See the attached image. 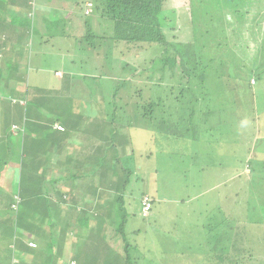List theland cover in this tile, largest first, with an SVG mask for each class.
Masks as SVG:
<instances>
[{"label":"trees","instance_id":"trees-1","mask_svg":"<svg viewBox=\"0 0 264 264\" xmlns=\"http://www.w3.org/2000/svg\"><path fill=\"white\" fill-rule=\"evenodd\" d=\"M7 1L18 3L17 0H0V5L8 6ZM86 1L93 4L90 15L83 13ZM165 1L82 0L80 3V16L87 18L95 13L110 20L109 34L93 31L90 20L84 21L83 38L99 47L111 42L108 49L112 54L115 53L112 56L117 59L113 65L104 60L103 66L107 70H104L105 73L101 72L102 77L110 79L111 73L117 70V64L125 53L149 50L152 56L131 79L111 77L115 87L111 90L110 100L104 103L106 100L102 97L103 114L100 125L98 124L100 139L104 136L106 138L99 146H94V152L99 151L98 158L103 152L110 155L109 170L83 168L90 172L87 173L88 179L94 174L100 176V179L96 180L94 177L89 182L85 176L84 184H89L82 189L74 183L75 180L71 185H67L68 190L64 189L57 184L62 177L54 182L52 176L47 185L48 196L54 201L58 198L59 202L56 201L55 204L60 209L53 213V216L37 204L36 197L42 192L35 193L31 188L25 187L26 178L29 182H32L33 178L40 181L45 179L43 175L46 173L39 171L37 163H33L31 157L39 156L37 148L50 151L70 138L69 130L56 132L52 128L55 121L60 120L67 128L76 130L85 128L84 124L87 123L70 108L58 112L59 107H66L64 104L71 102V99L66 100L70 95L65 97L62 91H45L47 93L43 94L46 96L42 95L43 100H34L32 96L36 88L29 86L25 62L24 73L19 72L21 63L16 62L12 67L9 64V68L15 73V78L10 73L9 78L24 83L23 89L14 87L9 89V94L11 97L23 95L25 105L18 107L24 112V116L21 120H15L19 124L17 133L12 135L6 131L8 136L6 132H2L3 135L0 136V154L6 156L2 162L0 160V167L3 168L12 161L19 164L20 169L19 177H13L16 188L4 187L0 192V241H4L8 253L13 251L16 256L20 253L19 258H23L30 251L36 257L40 255L45 262L55 261L57 264L61 261L59 264H66L65 251L59 247V241L75 236L81 243L79 248L82 247V242L84 243L80 249L81 258L77 252L71 255L77 264H144L145 258L139 257V247L134 244L138 232H134L130 239L131 232L125 228L128 212L124 205L123 193L131 186V181L135 180L133 174L136 164L133 150L129 151L130 144L127 140L131 139L119 138L125 131L124 128L131 131L144 129L150 134V155L153 152H168L166 148L172 146L174 151H179L184 156L181 162L187 163L200 160L203 152L198 151L199 145H207L231 136L225 128L229 129L233 121L239 128L235 130L231 141L233 144L238 142L234 145L242 158L246 151L242 149L243 146L247 143L250 145L259 138L260 144L263 142L264 86L261 82L264 81V0H186L192 22V39L176 45L169 41L165 23L161 21ZM22 2L24 3L21 4ZM28 3L29 0H21L13 12V18L25 20V16H19L18 13L28 8L30 10L27 11L34 15L36 11ZM226 9H230L231 13L226 12ZM2 14L4 16L3 12ZM68 22L65 21V24ZM69 24L72 26L73 22ZM28 27L30 28V25ZM72 29L69 32L63 29L61 37L76 40L75 29ZM68 47L70 45L65 46L67 51ZM25 54L28 55V51ZM109 54L104 58H108ZM101 57V54H98V60L104 59ZM31 63L28 62V65L32 67ZM99 68L101 69V66ZM95 70L100 72L96 67ZM93 74L86 77L95 81L97 76ZM133 77L143 79L140 84H135ZM254 78L258 83L256 86L250 82ZM122 86L136 87L138 90L130 92L127 101L118 102L116 97ZM33 110L35 112L31 116ZM46 110L54 111L56 117L49 119L45 116ZM121 123L124 128L119 126ZM55 133L59 136L56 137ZM105 142L107 147L103 144ZM196 147L197 151H193ZM253 162L248 157L246 164L242 161L239 163L241 168L235 167L236 178L231 185L226 182L219 188V198L209 194L210 198L207 200H196L198 210L195 211V207L192 212L198 213L200 219L193 222L197 223L193 229L208 227V237L202 240L208 241L210 246L207 245L209 247L205 250V246L200 247L198 250L202 254L195 255L198 257L190 264H264V160L261 161V169L256 171L259 173L256 179ZM197 166L198 164H191L190 169L196 174L205 170ZM244 166H251L252 181L242 174ZM71 169L68 176L76 179ZM182 174L190 175L189 168L186 172L182 171ZM237 179L239 184L236 183ZM226 186L233 188L234 197L230 196L233 191L222 194ZM71 187L79 192L80 197H75L77 194L70 192L73 190ZM99 189L102 191L98 192ZM141 193L142 200L144 196L149 197L152 209L155 198L149 196L146 191L142 190ZM32 194L37 196L28 200ZM242 194H248L245 209L241 207ZM66 197L69 198L67 204H72V207H68V213L60 207ZM88 198H92L90 203L83 200V205L79 206L81 199ZM229 201L231 202L227 203ZM237 207L243 210L238 215H233ZM243 215L245 218L241 221ZM93 217L96 224L92 226L90 222ZM87 229L89 232L86 237ZM33 231L40 236L38 239L27 235ZM231 233L234 236L232 244L229 242ZM113 236L121 238L123 252L118 251L111 240L109 241ZM237 240L240 243L236 245ZM176 243H179V239ZM180 252L190 254L193 251H189L188 246H185L180 248ZM5 259L0 253V264L11 263L10 260L4 262Z\"/></svg>","mask_w":264,"mask_h":264},{"label":"rangeland","instance_id":"rangeland-1","mask_svg":"<svg viewBox=\"0 0 264 264\" xmlns=\"http://www.w3.org/2000/svg\"><path fill=\"white\" fill-rule=\"evenodd\" d=\"M80 3H82V0H29L28 4L32 5V9L35 7L36 14H34V16L33 13H31L25 16L24 19L26 23L31 26V30L28 34L30 36L29 38H31L30 42L33 47L32 49L28 50L29 54L27 57L25 56L23 58H18L19 64L21 63L19 72H23V64L25 62V67L28 70L27 78L28 83L30 84L29 86L33 87L34 89L38 88L41 90L43 89L41 86H50L54 84L51 82L54 79L53 75L55 69L64 71L65 77L63 80L66 82V87H70L67 89V91L70 92V99L72 103L69 101L68 104H64L66 107H59L58 112L61 110L64 111L66 108H70L73 112L77 113V115L81 116V118L84 119L83 122H86L90 128L87 132V136L84 137L92 139L94 144L99 146L100 142L106 138L104 136L103 139H100L101 131L98 130V124L100 125L103 114L101 103L104 101L102 102V97L104 100H106L104 103L110 100L111 90H113L115 87L111 81L113 80L112 78L118 77L117 79H131L134 73L136 74L139 69L143 68L145 63L149 62L152 52L149 50H140L133 51L131 53H125L117 64V70L113 71L111 75L109 74L110 79L102 77L103 75L101 72L107 70L103 64L106 61H110L113 65L117 59L112 56L115 53L112 54V52L108 49L110 46L109 43L111 42H106V45L99 47L95 43H88L89 41L83 38L84 32L81 33L83 28L81 27L79 20H82L84 17L80 16ZM164 6V14L161 16V21L165 23L164 27L166 28L169 41L173 42L175 45L178 43L189 42L192 39V22L186 0H166ZM226 12L231 13V10L226 9ZM20 14L22 13L20 12ZM85 19H90V27L93 31L103 32L105 34L110 33V20L107 18L100 17L99 14L93 13L92 16H89ZM65 21L69 22L65 24ZM70 22H73L72 26H70ZM236 25H238L237 22ZM72 28L75 29L74 33L77 37L76 40H70L69 37L66 39L61 37L64 31L63 29L69 32ZM11 29L17 34L19 32L26 33V28L20 25L18 26L17 23L12 25ZM67 45H70V47H68V51L65 48ZM16 48H14V50ZM60 50L62 51L58 52ZM107 53H110L111 55L109 54V57L105 59L104 57ZM98 54H101L104 59L98 60ZM38 59L39 62L36 61ZM0 61L2 63V56H0ZM28 62H32L31 65L33 66H29ZM36 64L42 65V67L36 68ZM93 65L98 68L100 72H96ZM100 66L101 69L99 68ZM42 69H45V76L39 77L43 73ZM78 71H82V73ZM92 73H94V76H97L95 81H93L94 79L90 80L89 77H86ZM142 79L143 78L141 77H133V82L135 84H140L139 82ZM15 82L18 81L15 80ZM250 82L253 86L258 84L255 78L251 79ZM19 83H21L19 84L20 88L22 87L21 89H23L24 83L21 81H19ZM261 83L262 86H264V81ZM60 84L61 81H55V85L53 86L59 89L61 88ZM135 89L138 90L136 87L130 88L129 86H122V88L118 91L116 101H127V97H129L130 92L132 93V91ZM10 101L14 102L12 99H10ZM0 106L2 107L0 113V133L10 131L12 135H14L13 133L16 134V129L12 126V124L11 127H9V120L11 119L10 115L12 112L11 106L6 102H2ZM16 110L21 120V118L24 116V112L19 108ZM249 115L250 113L248 116ZM45 116H48L49 119H54L56 117V113L51 110H46ZM13 125H16L19 128L18 124ZM119 126H123L124 128L123 123H121ZM238 128L239 126L237 123L233 121V123L229 125V129L228 127L225 128L227 133L229 135L231 134V136H228L221 141H213L207 145H199L198 151H202L203 154L200 160L198 159L193 163L190 161H188V163L185 161L181 162V159L184 156H182L179 151H174V147L172 146H168V148H166L168 152H164L163 154L153 152V154L150 155V143L148 141L150 138H152L150 137V134H148V132L144 129L131 131V129L124 128L125 131L119 138L125 140L129 138L131 139L127 141H129L128 144H130L129 151L133 150L134 164H136V170L133 174L135 180L131 181V186L123 193L125 199L124 205L128 212V219L125 223V228L131 232L130 239L133 236L132 234H135L134 232H138V234L136 233L137 235H135L134 244L139 247V250H137V253L140 254L139 257L145 258L144 264H190L191 262L195 261L193 259L198 257L195 255L202 254L198 250L200 247L205 246L203 248L205 250L206 247L210 246L208 241L202 240L208 237V227H195L196 229H193V227L197 224H194L193 222L199 221L200 219L198 213L192 212V208L197 206L196 200L199 198H204L207 200L210 198L209 194L219 198L221 195L219 188H221L226 182L228 185L233 183V179L236 178L234 175H236L237 168L235 167L238 166L241 168L239 165L241 161L246 164L248 157H250L254 161L253 167L256 173L258 169H261V161L264 160V140L260 144L261 138L252 142V144H250L251 146L247 143L242 147V149H246V151H244L243 158L242 155L237 153L236 146L234 144H237L238 142L236 141L237 143L233 144L231 138L234 136L235 130ZM8 135L9 134H7V136ZM4 140H6V138H4ZM107 142L103 143L106 147ZM78 146L75 150L79 148ZM86 149L90 148L85 146L83 150L80 149L81 152H79L77 155H87L90 162L89 164L94 167L96 171H100V169L109 170L108 163L110 164L109 161L111 158L108 156L110 155H106V153L104 154L103 152L98 158L99 151L86 152ZM182 150L188 151L185 149ZM46 151L42 153L43 156L41 158L47 160L53 159L54 162L56 158L61 159V154L59 155L56 152L52 153L49 151V149ZM193 151H197V147ZM67 155V152L64 153V155L62 154L63 157H67ZM5 157V154H0L1 162ZM32 158L33 163L38 164L40 155L38 157H31V159ZM44 163L46 168L42 170L43 173H47L51 170L53 172L55 171L50 167L48 168V161H45ZM191 164H198L197 167H203L205 170L199 174H196L194 170L190 169ZM15 166H17V169L13 175L11 172H13ZM188 168L190 170V175H183L182 171L186 172ZM57 170L60 171L59 168H57ZM62 171H64L62 173L64 176L62 177H67L69 170ZM77 171L78 179L75 180L76 182H72L80 185L81 189L89 184L91 178L95 177L96 180L100 179V176L96 174L88 179L87 169L80 167L77 169ZM241 171L247 180H253L251 166H244ZM19 172V164L16 165L15 162L12 161H10L5 167H0V192L4 187L11 188L13 186L16 188L13 176H15V178L19 177ZM56 173L55 176L52 177L54 182L59 178L58 175H60L58 172ZM48 174L50 175L51 172ZM239 174H241V172ZM258 175L259 173H256L254 178L256 179ZM85 176L87 178L86 181H89L86 184H84V179H86L84 178ZM263 177L264 175H262V179ZM26 180L27 182L24 183L26 188H31V190H33L35 193L42 192L41 197L37 196L36 194H32L28 200H31L30 198L37 196V204L51 216H53V213L55 214L60 210L58 205L55 204L56 201L57 203L59 202L58 198H55L56 201H54L51 199V196H48L49 188L47 185H49L48 181L51 180L50 177L41 181L37 178H33L32 182H29L28 178H26ZM67 182L68 183L65 185H61V183L57 184L68 190L69 187L67 185H71L68 177ZM236 183L239 184L238 179ZM72 188L74 191L72 190L70 192L77 194L75 197H80V195H78L79 192L77 193L74 187H71V189ZM142 190L146 191L149 196L155 198L152 209H150L147 213H144L142 208ZM101 191L102 190L99 189L98 192ZM229 191H233V188L226 186L224 187L222 194L224 195L226 192L231 193ZM233 193L234 191L232 194H230L231 197H234ZM247 198L248 194H242L243 203L241 207L243 209H245V201ZM83 200H85L86 203H90L92 198L81 199L80 203H78L79 206L83 205ZM65 201L62 202L60 207H63L65 213H68V207H72V204H67L69 202L68 197L65 198ZM230 202L231 201L227 203ZM197 207L195 211L198 210ZM242 208H235V213H233V215H238L240 211L243 210ZM242 217L243 218L241 221H243L245 218L244 215ZM203 222L206 223L205 220ZM90 224L92 226L96 224L94 217ZM88 232L89 229L85 230L86 237ZM212 232L214 233V230H212ZM27 235L29 237L34 236L37 239L40 237L34 234V231L28 233ZM166 237H169L168 241ZM229 238L230 241H228L232 244L234 240L232 233L229 235ZM177 239H179V243H176ZM110 240L111 243L117 247L118 251L123 252V242L120 237L116 238L113 236L109 239V241ZM0 242V253L3 251L6 254L5 251H8V248L6 245H4V241ZM239 243L240 241L237 240L236 245ZM80 244L81 243H79L75 236L62 238L61 241H59V247L65 251V261H67L68 258L71 259V255L76 253V251L80 255V258L82 257L80 254V249L83 248L84 243L82 242V247L79 248ZM185 246H188L189 251L193 252L190 254H187L186 252L182 254L180 252V248H185Z\"/></svg>","mask_w":264,"mask_h":264},{"label":"crops","instance_id":"crops-1","mask_svg":"<svg viewBox=\"0 0 264 264\" xmlns=\"http://www.w3.org/2000/svg\"><path fill=\"white\" fill-rule=\"evenodd\" d=\"M20 1L21 0H17V2H18L17 4H19ZM7 2L9 3V5L6 6V7L4 5H0V13H1L0 14V56H2V63L0 61V67L2 66L1 67L2 68V72L0 71V101L2 100L3 102H6V103H8L11 106L12 112H11V115H10L11 119L9 121H10V125L11 124L13 125V124H18V122H15V120L20 118V116L16 112L17 111L16 109L19 106L25 105V104H23L25 102L23 100L24 99L23 95L20 96V94H19L18 97L17 96L16 97H13V96L11 97V95L9 94V89H13L14 87L20 88L19 84H21L19 82H15L14 79H10L9 78V73H10V75L13 78H15L14 70L11 67L13 66L14 63L18 62V58H23L25 56L27 57L28 55H26L25 53H27L28 50L32 49L33 45L30 42L31 38H29L30 36L28 34L30 32V30H31V26L29 28L28 24L26 23L25 20L15 19L12 16L14 10L17 8V4H14L16 1L15 2L7 1ZM23 3L24 2H22L21 4H23ZM4 9L6 11H3ZM27 10L24 9V10L19 11L18 15L19 16H27V15H29L30 12H28V14H27ZM2 12L4 13V16H3ZM20 12L22 14H20ZM35 13L36 12H34V14ZM85 20H86L85 16H84V18L82 20H79L80 21V25L83 28V30H81V33L85 32V23H84ZM88 20H90V19H88ZM15 23H17L18 26L20 25V26L26 28V30H25L26 33H24V32L20 33L19 32L17 34L16 32H13L12 29H11V26L15 25ZM28 41H29V43H28ZM16 46H17V48H16ZM14 48H16V49L14 50ZM62 50H60L58 52H61ZM19 53H20V55H19ZM15 57H17V58H15ZM40 58H42V57H40ZM39 59L36 60V61L39 62ZM9 64L11 65L10 68H9ZM35 67L36 68L42 67V65L36 64ZM42 70H43V73L39 77L45 76V69H42ZM57 71L61 72L60 76L56 74ZM53 77H54L55 80L53 79V81L51 83L52 84L54 83L53 85H55V81H61V84H60L61 88H59V89L55 88V86H53V85L41 86V88H43L41 90L36 88V90L34 91L33 96H32V98L34 100H43V96H46V95H43V94L47 93L45 91H48V92L49 91H54V92L62 91L65 94V97L70 95V92L67 91V89L70 88V87H66V82H65V80H63V78L65 77L64 76V71H62L60 69H55ZM26 93H27V91H26ZM68 98L66 100L70 99V98L69 99ZM10 99L14 100V102H11ZM0 104H1V102H0ZM18 104H20V105H18ZM1 110H2V107L0 106V113H1ZM34 112H35V110H33L31 112V116L34 114ZM87 121H88V119H87ZM56 124L61 125L63 127V130L57 129L55 127ZM84 125L86 126V127L84 126L85 128L80 127V128H83V129L76 130V129H72V128H69V127L67 128V126L65 124L61 123L60 120H57V121L54 122L52 128L56 132H59V131L63 132L65 130L66 131L69 130L70 131V138L67 139V140L65 139L66 141H64L63 145H58L57 144L54 148H51L50 152H52V153L56 152L59 155L61 154V159L56 158L55 162L53 161V159H51V160L48 159L47 160V159L41 158L43 156L42 153L45 152V150H43V148H37L36 149V151H38V153L40 155V162L38 161V164H37L38 165L37 167H39V171L42 172V170L44 168H46V165L44 163L45 161L49 162L47 164L48 168L50 167V168L55 170L54 172L51 170V171H48L46 174H44L43 176L45 177V179H47L49 177L51 178L52 176L54 177L56 172H58L60 174V175H58L59 178H60V177L64 176L62 174L64 171H62V170H69V169H71L73 167L74 168L71 169V170L74 171L73 172L75 174L74 176L76 177V179H78V171H77L78 168H80V167L81 168L87 167V168H90V169L93 168L89 164L90 162H89V158H88L87 155H82V156L81 155L80 156L77 155L79 152H81L80 149L83 150L85 146H88L90 148V149H86L87 150V151L85 150L86 152H91V151L94 152V150H93L94 146H95L94 141H92V139H89L88 137H84V136H87V132H88V130L90 128H89L88 124H84ZM7 132H6V134H7ZM9 133H10V131H9ZM1 135H3L2 132L0 133V136ZM55 135H56V137L59 136L56 133H55ZM4 137H6L5 134H4ZM78 145H80V146H78ZM77 146L79 148H77V150H75ZM7 152L9 153V150ZM66 152L68 153L67 157H63L62 154L64 155V153H66ZM82 158H83V160H82ZM79 161H81V162H79ZM41 163H43V164H41ZM15 164H16V162H15ZM16 167L17 166H15L14 169H16ZM57 168H59L60 171H58ZM14 169H13V172H11V174H13V175H14V171H15ZM50 172H52V173L49 175L48 173H50ZM8 173H10V172H8ZM88 173H90V172H88ZM68 175H70V174L68 173ZM68 175H67V177L69 178ZM67 177H62V179L58 182V184L59 183H61V185L67 184L68 183L67 182ZM76 179L69 178V181L71 183L73 180H76ZM41 196H42V193H41V195L39 197H41ZM30 241H34V240L30 239ZM31 247H33V246H31ZM5 252H6V254L4 252H1L3 257L6 258L4 260V262L10 260L11 261L10 264H56L55 261H52L51 263L45 262L44 260H42L40 255L36 257V255L33 254L30 251H28L27 254L24 253L26 255L23 258H19L20 257V253L18 254V256H16V255L13 254V251H12L11 254L8 253L7 251H5ZM63 257H61V260L63 259ZM73 260H74L73 258H71V259L68 258L66 264H70V262L73 261ZM43 261L45 263H43ZM59 263H57V264H59Z\"/></svg>","mask_w":264,"mask_h":264},{"label":"built area","instance_id":"built-area-1","mask_svg":"<svg viewBox=\"0 0 264 264\" xmlns=\"http://www.w3.org/2000/svg\"><path fill=\"white\" fill-rule=\"evenodd\" d=\"M93 11V4L89 1H86L85 5H84V10H83V13L84 15H90ZM57 75H61V72L60 71H57L56 72ZM15 129L18 128L16 125H12ZM57 129L59 130H63V127L61 125H58L56 124L55 125ZM142 205H143V211L144 213H147L149 210H150V207H151V203H150V200H149V197L148 196H144L143 197V201H142ZM30 245H35L34 243H30ZM70 264H76L75 261H71Z\"/></svg>","mask_w":264,"mask_h":264},{"label":"clouds","instance_id":"clouds-1","mask_svg":"<svg viewBox=\"0 0 264 264\" xmlns=\"http://www.w3.org/2000/svg\"><path fill=\"white\" fill-rule=\"evenodd\" d=\"M73 261H75V260H73ZM76 262V261H75ZM77 264V263H76Z\"/></svg>","mask_w":264,"mask_h":264}]
</instances>
